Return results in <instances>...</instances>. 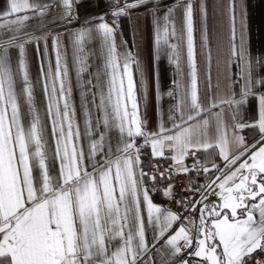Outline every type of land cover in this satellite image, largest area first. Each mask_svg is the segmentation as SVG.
<instances>
[{"label":"snow or ice","instance_id":"snow-or-ice-1","mask_svg":"<svg viewBox=\"0 0 264 264\" xmlns=\"http://www.w3.org/2000/svg\"><path fill=\"white\" fill-rule=\"evenodd\" d=\"M150 2L125 0L120 6L121 0H114L113 24L106 21L105 13L90 18L70 34L78 79L89 68L91 53L87 45L93 39L100 40L104 60L103 70L97 73L98 100L94 93L90 102L101 114L93 118L91 106L84 107L85 134L90 139L87 156L77 143L81 131L71 102L69 66L61 52L59 35L53 38L55 65L42 68L45 114L51 120L54 147H50L48 126L36 105L26 45L42 38L23 30L32 17L21 14L31 11L44 17L49 5L34 0H9L8 11L0 14V30L7 33V38H0V264H155L154 257L149 255L153 249L160 257L159 264H190L188 259H180L184 253L201 258V264H248L249 260L264 264V258L255 257L258 251L264 253V75L253 73L244 10L239 0H228L229 63L237 66V79L229 84L228 96L210 95L205 106L199 98L194 0H177L162 18L156 16L158 5L154 4L157 52L162 44L171 48L169 59L177 67L178 45L169 41L177 36L174 13L182 8L181 35L186 44L190 83L176 105L180 115L173 117L172 129L161 124L159 131L149 132L147 121L140 114L133 73V68L140 73L146 101L143 70L134 53L118 50L116 32L120 17ZM62 3L64 13L60 19L68 23L78 19L72 14L74 0ZM199 12L201 49L210 64L204 0H200ZM93 20L100 22L93 24ZM11 48L18 51L15 66L9 56ZM255 63L260 64V59L256 58ZM102 77L107 78L106 90ZM253 101L256 117L243 122L239 112L249 108ZM22 104L30 116L27 124ZM224 105L231 112V125L224 119ZM213 122L214 139L209 136ZM245 128L256 129L259 139L247 143L240 135ZM112 130L117 132L114 149L107 139ZM138 137L143 138V145L135 143ZM148 145L153 157L172 152L170 158L177 174L193 170L219 173L215 178L209 177L202 187L192 189L201 199L176 201L185 210L198 212V217L182 218L153 202L149 189L144 187L148 174L140 167V149ZM201 149H218L216 155L224 161L223 168L215 160L211 161V168L207 161H196L191 168L186 166L185 158L195 156ZM86 159L92 161L91 170ZM159 176L165 177V173ZM150 178L155 181L157 177L153 174ZM212 192L218 202L206 203ZM163 194L173 198V185L163 189ZM177 222L179 228L169 234ZM149 226L154 231L151 242L147 237ZM160 240L164 242L157 248ZM113 241L117 243L112 245Z\"/></svg>","mask_w":264,"mask_h":264},{"label":"crops","instance_id":"crops-1","mask_svg":"<svg viewBox=\"0 0 264 264\" xmlns=\"http://www.w3.org/2000/svg\"><path fill=\"white\" fill-rule=\"evenodd\" d=\"M34 2L41 5H49L47 14L44 17L36 16L29 11L21 15H29L32 19L25 22L24 31L34 37H41L42 39L34 40L32 43L26 45V56L29 63L30 79L34 85V94L36 98V105L48 126V137L50 147H54V139L51 137V120L45 114L46 97L43 92V73L42 68L46 70L49 64L55 65L56 52L54 49L53 38L59 35L61 52L68 62L69 77L72 84L71 102L76 109V121L79 124L81 131V138L77 142L83 147L87 156L89 150L90 139L85 134V117L84 107L86 104L91 106L92 116L95 118L101 113L91 105L93 94H98L100 85L97 81V73L103 70V54L101 52V42L99 39H93L87 45L88 51L91 53L88 63V70L82 74L78 79L76 75V66L73 63V39L70 35L76 29L85 25V22L93 17H98L101 14L107 13L105 16L109 24H113V16L111 11L114 10V0H80V3H73V16H78V19H73L71 23L61 20L60 17L64 13L62 0H34ZM132 2V0H127ZM177 0H152L148 5L132 9L129 15L119 18V27L116 32V43L120 52L131 51L136 55L140 61L143 70L144 80L147 86V100L145 101L144 87L141 85L140 73L133 68L134 79L136 81L137 97L140 105V114L143 119L147 121V131L157 132L159 126L163 124L166 129H172L173 117L180 115L176 110V105L182 98L187 86L190 83L189 66L187 62L186 44L182 38L183 31V12L182 8H177L174 13V21L176 25L177 36L170 38V43L178 45L180 54L179 67L176 63L170 61L169 57L172 53L171 48L161 45L157 52L155 46V21L153 15L154 4L158 5L156 9V16L163 17L166 10L176 4ZM207 7V30L211 49V62H206L204 52L201 49V15L199 12L200 0H194V20H195V44H196V61L198 66V86L199 98L203 105L209 102V96L226 97L229 95V84L237 79L236 73L238 68L235 63H229L230 57V26L228 17V0H204ZM125 0H121L120 6H123ZM239 6L244 10L247 24V40L251 57L253 58V73L256 76L264 75V0H239ZM9 0H0V14L8 11ZM15 18V17H13ZM99 20H93L92 23H99ZM163 21L161 19V25ZM115 27V25H113ZM239 35V9L237 11V36ZM46 37V39H44ZM0 38H7V33L0 30ZM124 41L126 43H121ZM9 56L15 66L18 58V51L15 48L9 49ZM157 56L159 57L157 59ZM259 58L261 63L256 64L255 60ZM106 90V77L101 78ZM91 81V85L87 81ZM96 85V87H93ZM211 85V87H209ZM19 87V85H18ZM157 90H159V99H157ZM235 90L238 91V86ZM169 92L173 94L168 95ZM82 93L84 95H82ZM224 119L231 125V112L227 105H224ZM218 110V109H217ZM22 112L25 113V124L30 120L27 115V107L22 104ZM187 110H185V117ZM255 101L247 109H241L239 118L243 122H251L255 119ZM203 118V117H201ZM179 123L178 120L175 121ZM168 134H171L170 132ZM246 139V142L251 144L259 139L256 129L245 128L240 132ZM209 136L215 138V124L209 128ZM95 138V136L93 137ZM107 139L110 141L113 149L117 144V132L112 130L108 133ZM144 142L142 137H138L135 143L140 145ZM234 150V149H233ZM216 150H200L203 162L207 161V166L211 168V161L215 160L218 165L224 166V161L216 155ZM51 151L49 155H51ZM173 155L172 152L166 151L165 156L170 161ZM161 158L153 157L150 145H148L147 158ZM100 158V157H97ZM186 159V158H185ZM141 164L144 161L140 157ZM91 170V160L85 161ZM185 163V160H184ZM58 169V162L56 163ZM145 187V186H144ZM154 203L168 207L163 200L166 196L163 192L150 195ZM212 202H218L217 199ZM146 216V213H145ZM198 217V213L195 214ZM187 223V222H185ZM180 224L177 222L169 234H172ZM154 234L153 228H147V237L149 242L152 240ZM160 240L156 247L159 248L163 244ZM117 242L113 241L112 245ZM149 255H152L155 264H159V256L155 255V250ZM180 259H188L190 264H201V258L189 257L184 253Z\"/></svg>","mask_w":264,"mask_h":264},{"label":"built area","instance_id":"built-area-1","mask_svg":"<svg viewBox=\"0 0 264 264\" xmlns=\"http://www.w3.org/2000/svg\"><path fill=\"white\" fill-rule=\"evenodd\" d=\"M143 144L144 142L140 145ZM147 156L148 146L141 147L140 157L144 161L142 169L148 174L144 177V186L145 188L149 189V194L154 195L156 193L163 192V189H165L169 184H172L174 197L171 199L166 197L163 202L168 207L175 210V212L179 213L182 218L189 215H195L196 213H193L191 208L185 210V208L181 205H178L176 201L183 199L187 203L188 201L195 202V200L201 199V195L194 192L192 189L202 187L208 181L209 177L215 178L219 173L212 171L205 174L202 170L199 172L193 170L187 174H177L175 168L173 167L174 162L170 161L167 157L147 158ZM196 161L204 163L200 151H198L195 156L189 155L186 157L185 165L191 168ZM220 167L223 168L222 165ZM161 172L165 173V177L159 176V173ZM153 174H155L157 177L155 181L150 178ZM169 176L171 179L168 178ZM215 199H217V197L215 193L212 192L208 197V201L205 202L209 203ZM199 207H201V205H197V208ZM255 257L256 259L264 258V253L258 251L255 254ZM248 264H254V261L249 260Z\"/></svg>","mask_w":264,"mask_h":264}]
</instances>
